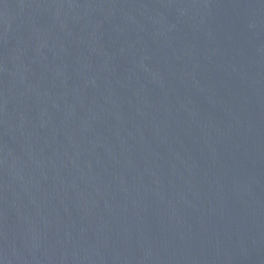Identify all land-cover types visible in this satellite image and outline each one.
<instances>
[{"label":"water","instance_id":"95a60500","mask_svg":"<svg viewBox=\"0 0 264 264\" xmlns=\"http://www.w3.org/2000/svg\"><path fill=\"white\" fill-rule=\"evenodd\" d=\"M0 264H264V0H0Z\"/></svg>","mask_w":264,"mask_h":264}]
</instances>
